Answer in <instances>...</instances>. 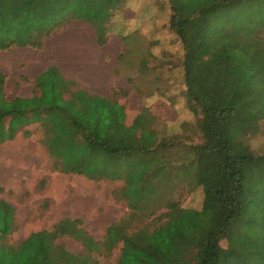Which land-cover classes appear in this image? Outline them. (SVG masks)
I'll return each instance as SVG.
<instances>
[{
  "label": "trees",
  "instance_id": "trees-1",
  "mask_svg": "<svg viewBox=\"0 0 264 264\" xmlns=\"http://www.w3.org/2000/svg\"><path fill=\"white\" fill-rule=\"evenodd\" d=\"M119 2L0 0V50L28 44L29 26L46 21L40 9L48 4L76 12L34 41L37 49L53 31L80 18L94 23L104 44L106 22ZM169 2L168 26L184 51V96L192 117L175 130L158 122L148 106L127 125L115 97L74 90L56 67L35 80L32 97L9 100L0 71V145L20 131L31 136L26 127L38 122L54 170L122 180L113 195L129 207L102 240L82 218L65 217L11 242L18 229L16 209L0 199V264H105L96 254L110 256L120 244L116 264H264V175L255 174L264 172V155L246 152L243 141L264 120V0H209L194 9L184 8L182 0ZM253 5L256 10H248ZM231 8L238 14L221 20ZM182 184L203 191L196 214L173 215L181 208L183 193H174ZM163 208L171 214L158 215ZM63 236L81 242L83 252L59 243Z\"/></svg>",
  "mask_w": 264,
  "mask_h": 264
},
{
  "label": "rangeland",
  "instance_id": "rangeland-1",
  "mask_svg": "<svg viewBox=\"0 0 264 264\" xmlns=\"http://www.w3.org/2000/svg\"><path fill=\"white\" fill-rule=\"evenodd\" d=\"M139 1L140 4L137 0L126 1L117 12L114 11L115 19L111 22L109 30L114 29L116 33L128 32L131 36L128 40H134L129 45H135L137 40L143 37L141 24H145L144 13L147 17L151 14L149 9H152L153 13L159 12L161 29L156 32L158 38L153 45V51L159 52L162 56L159 66L161 72L163 73L169 68L173 69L171 72L173 75L172 80H175V83L178 84L184 51L178 37L168 26L171 16L170 2L169 0H155L152 6H147L145 3L151 2L150 0ZM156 1L160 4H156ZM207 1L209 0H182L186 9L204 8L208 5ZM40 10L39 12L44 15L46 21L36 25L37 20H35L31 26L28 23L26 25L38 33L36 42L46 34L47 29L50 31L57 22L76 12V8L74 9L71 6L53 7L49 4ZM237 10L235 8L228 9V15H223L224 19L221 18V20L227 21L230 19L228 17L231 16L230 14H233V16L238 14ZM248 10H256L255 5L248 6ZM78 12H81V10ZM136 57L138 56L135 49L123 55L120 70L125 72L127 76H134L141 80L139 74L141 73L140 67L142 69L144 67V56L141 58L142 64L140 67L136 63ZM181 80H183L182 77ZM15 92L17 91H8L7 97H13ZM146 93H148L147 90ZM183 95L184 91L180 90L176 91L174 95L180 104H182ZM165 100L162 96L159 107L165 104ZM179 102L177 101L178 115L181 114L186 117L184 105L181 106ZM170 114L171 117L176 115L172 110ZM28 129L32 131L31 136H25L22 132L17 138L0 145V199L7 200L14 205L18 223L17 231L10 236L11 242H19L34 231L49 229L65 217L82 218L83 226L96 239L102 240L106 228L129 212L127 201L116 199L113 195L114 190L120 188L124 182L122 180H89L77 174L54 170L52 167L53 160L41 144L43 129L40 125H30ZM244 139L246 145H243L248 148L246 152L253 151L254 155H264V120L261 122L260 129L256 134L246 136ZM255 174L261 177L264 172L259 171ZM245 176L247 186H249V178L247 175ZM177 193H183L180 197L181 208L173 211V215L179 216L180 210L193 211L192 213L195 214L200 210L203 200V191L200 187L191 191L188 185H177L174 196H178ZM78 195L82 200L77 203L80 211H73L72 205L75 203L72 202V199H74L73 196ZM164 198L167 199L168 196L164 195ZM171 212L167 208H163L158 212V215L171 214ZM58 242L74 253L80 254L84 250L82 243L70 236H63L58 239ZM121 246L122 244L118 245L110 256L96 255L105 264H116Z\"/></svg>",
  "mask_w": 264,
  "mask_h": 264
},
{
  "label": "crops",
  "instance_id": "crops-1",
  "mask_svg": "<svg viewBox=\"0 0 264 264\" xmlns=\"http://www.w3.org/2000/svg\"><path fill=\"white\" fill-rule=\"evenodd\" d=\"M126 1L129 0H120L114 10L117 12ZM150 1L152 3L145 4L152 6L155 0ZM137 2L140 4L139 0ZM156 4L160 3L156 1ZM149 10L151 14L145 17L146 13H144L145 24H141L143 37L132 46L129 43L134 40L129 41L131 36L128 32L116 33L114 29L109 30L111 22L115 19L114 13L106 22L107 41L104 44L99 43L94 23L80 18L75 19L65 29L53 31L49 37L44 39L40 49L33 44L38 33L32 31L28 44H16L0 50V71L6 75L8 91H17L13 97L8 99L32 97L35 80L49 67H56L62 75L73 81L74 90L82 89L95 97H115L124 107L127 125L133 123L144 106H148L149 110L156 115L157 121L163 120L169 129L175 130L180 123L192 120L185 106V96L183 95L182 104L174 97L176 91H184L186 88L181 80V77L183 78L182 67L180 66L181 76H179L178 84L172 80L173 69H166L163 73L159 69L162 56L159 52L153 51V45L158 38L156 32L161 29L160 13H153L152 9ZM48 31L47 29L46 33ZM134 49L137 52L136 63L139 67L142 64L141 58L144 56V67L143 69L140 67L141 73L139 74L141 80L134 76H127L120 70L123 55ZM162 96L166 99L165 104L159 107ZM177 101L181 106L184 105L186 117L178 115ZM171 110L176 113L173 117L170 114ZM30 125L39 126L40 123L35 122ZM20 134L22 131L17 137ZM80 176L93 180L84 175ZM73 197L72 202L75 203L72 205L73 211H80L77 203L82 201L81 197L79 195Z\"/></svg>",
  "mask_w": 264,
  "mask_h": 264
}]
</instances>
